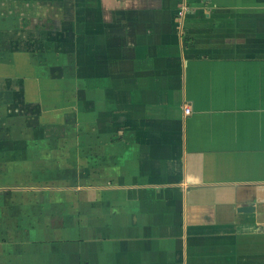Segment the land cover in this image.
I'll use <instances>...</instances> for the list:
<instances>
[{"label":"crops","instance_id":"crops-1","mask_svg":"<svg viewBox=\"0 0 264 264\" xmlns=\"http://www.w3.org/2000/svg\"><path fill=\"white\" fill-rule=\"evenodd\" d=\"M0 264H264V0H0Z\"/></svg>","mask_w":264,"mask_h":264},{"label":"built area","instance_id":"built-area-1","mask_svg":"<svg viewBox=\"0 0 264 264\" xmlns=\"http://www.w3.org/2000/svg\"><path fill=\"white\" fill-rule=\"evenodd\" d=\"M183 113L187 115L189 113V108L185 107Z\"/></svg>","mask_w":264,"mask_h":264},{"label":"water","instance_id":"water-1","mask_svg":"<svg viewBox=\"0 0 264 264\" xmlns=\"http://www.w3.org/2000/svg\"><path fill=\"white\" fill-rule=\"evenodd\" d=\"M241 210V212H247L248 211V207H246V208H240Z\"/></svg>","mask_w":264,"mask_h":264}]
</instances>
